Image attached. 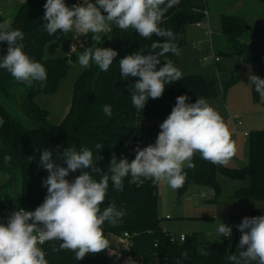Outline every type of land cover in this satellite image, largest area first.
<instances>
[{
    "label": "trees",
    "instance_id": "trees-1",
    "mask_svg": "<svg viewBox=\"0 0 264 264\" xmlns=\"http://www.w3.org/2000/svg\"><path fill=\"white\" fill-rule=\"evenodd\" d=\"M256 1L264 9V0ZM45 3L46 0H24L12 21V27L24 33L21 43L25 54L45 66L46 82H43V86L40 82H34L29 87L16 81L7 70L0 69V119L4 121L0 126V174L8 179L9 189L17 186L16 195L5 191L4 187L0 190V211L7 214L19 209L35 211L44 202L47 187L43 182L49 175L40 165L44 149L52 151L54 159L58 152L70 146L78 151L82 147H88L95 156V145L102 144L104 148L99 154L103 159L96 166L110 176L111 173L107 170L112 156L115 155L118 161L121 158H127L129 162L135 159L137 147H147L149 142L158 137L161 131L160 116L172 111L178 96L186 95L187 103H195L199 98L207 101L217 98L221 93L224 96L227 89L237 82L234 75L222 88L215 81L206 80L201 75L182 76V80L166 84L160 98L150 97L144 109L137 110L131 102L130 87L139 77L122 79L119 61L142 49L146 55L151 51L153 41L163 42V39L155 35L151 39H145L131 28L121 30L113 24L111 39L103 37L95 47L111 48L118 55L107 72L101 71L95 64L82 69L73 88L67 116L58 126H52L48 122V112L36 103V98L40 95L53 96L68 73L70 64L78 59L76 56L70 59L52 58L66 39L62 32L58 31L50 36L44 29ZM65 3L69 7L77 4L76 0H65ZM207 16V0H179L177 5L168 10L161 27L173 31L176 36L173 42L182 50L186 44V28L203 22ZM245 26L246 23L240 17L221 16L220 35L228 45V50L223 55L236 57L243 64L255 66V75L264 79V39L248 41L246 35L250 31H246ZM211 44L214 47L212 41ZM6 54L7 43L0 42V56ZM177 57L168 53L161 58V62L171 61L176 66ZM253 99L264 103L255 91V85ZM106 104L112 106L111 118L106 117L102 111V106ZM248 139V166L229 171L205 161L197 153L193 157L195 168L184 170L186 181L178 192L184 194L190 186H208L219 194L216 175L221 172L228 178L247 184L235 191V198L264 202V129L249 135ZM5 155L12 158L7 165L4 164ZM33 157L34 159H30ZM56 163L67 167L62 159H56ZM81 172L82 170L70 172L66 179L72 182ZM94 179L99 180L100 175L94 174ZM123 183V190L117 191L109 180L107 195L101 205V211L109 203H115L118 208L126 211L118 226L112 227L108 222L103 225L104 235L109 241L108 249L116 248L117 240L127 233L133 244L132 255L136 259H143L144 264H155L157 260L162 264H177L178 260L180 264H232L227 257L238 251L242 235L239 230L231 242L206 244L202 254L198 252L199 242L195 236H188L182 244L172 243L171 236L160 226L158 189L151 181L137 185L132 182L130 175L124 178ZM262 215L263 212L256 210L236 217V221L239 225L244 217ZM107 250L88 254L78 261L74 252L62 250L60 241L52 240L44 248V253L48 264H112L107 257ZM184 252H187V258L182 256Z\"/></svg>",
    "mask_w": 264,
    "mask_h": 264
},
{
    "label": "clouds",
    "instance_id": "clouds-1",
    "mask_svg": "<svg viewBox=\"0 0 264 264\" xmlns=\"http://www.w3.org/2000/svg\"><path fill=\"white\" fill-rule=\"evenodd\" d=\"M178 3L179 0H95V3L84 0L83 4L69 7L65 0H46L43 27L50 36L58 31L91 33L95 42L113 24L121 30L131 28L145 39L154 35L162 38L163 42L151 43L148 54H143L142 49L119 61L122 79L139 77L130 87L131 102L137 110H143L150 97L157 99L163 95L166 84L182 80L181 70L171 61L161 62L168 53L177 56L181 53L173 42L176 39L173 31L161 27L168 10ZM23 39L24 33L12 27V20L0 23V42L7 43V54L0 56V69L7 70L16 81L29 87L34 82L43 86L47 80L46 68L25 54ZM117 55L111 48L87 47L78 56V63L81 69L95 64L107 72ZM248 85H255V91L264 101V79L249 73ZM176 101L170 115L160 124L155 144L137 147L131 162L127 158L118 161L113 155L107 170L110 176L96 166L103 159L99 154L104 148L102 144L95 145V156L88 147L78 151L70 146L58 152L56 159H62L67 167L56 163L52 151L44 149L40 165L49 173L43 182L47 195L35 211L15 210L7 224L0 223V264H48L40 246L52 240L60 241L62 250L74 252L78 261L88 254L107 250L109 241L103 225L108 222L116 227L126 215L115 203H109L101 211L109 180L117 191L123 190V180L129 174L137 184L142 182L141 178L151 179L153 183H166L177 190L186 181L184 169L195 168L193 157L197 153L214 165H227L237 154V145L221 114L204 98L187 103L188 97L181 95ZM102 111L108 118L113 115L111 105H103ZM3 123L0 119V126ZM3 159L7 165L12 158L5 155ZM77 170L82 172L74 181L66 179L70 172ZM94 174L100 175V179H94ZM237 228L242 233L238 251L227 259L232 264H264V215L244 217ZM217 232L222 237H231L232 228L220 223ZM187 255L182 253L184 258Z\"/></svg>",
    "mask_w": 264,
    "mask_h": 264
},
{
    "label": "rangeland",
    "instance_id": "rangeland-1",
    "mask_svg": "<svg viewBox=\"0 0 264 264\" xmlns=\"http://www.w3.org/2000/svg\"><path fill=\"white\" fill-rule=\"evenodd\" d=\"M22 1L0 0V23L4 20L13 21ZM76 2L83 4L84 0ZM91 2L95 3L94 0ZM207 10L208 16L201 22V28H197L196 24L186 28V44L177 57L176 67L183 76L201 75L206 80L215 81L222 88L236 75L237 82L227 89L225 96L221 93L207 102L221 114L231 133H235L233 140L237 145V154L227 165L220 166L229 171L241 170L249 165L250 139H245L243 134L252 135L264 129V103L254 101L253 85H248L249 73L256 74V67L243 64L236 57L223 55L227 52L228 45L220 35L221 16L242 18L246 23L245 28H250L247 30L250 32L246 39L253 42L264 39V9L256 0H207ZM99 35L101 38L111 39L112 25L110 30ZM65 39L66 42L59 46L52 58L70 59L76 56L78 59L85 48L95 47L97 43L91 33H68L65 34ZM73 45L76 46L74 52ZM81 72L78 61L71 63L56 93L53 96L40 95L36 98V103L48 112L50 125L58 126L67 116L73 88ZM170 113L160 116V123ZM237 121L242 123V127H234ZM216 181L220 188L219 194L208 186H190L184 194H180L178 189L173 190L166 183H158V218L161 228L176 241L181 235L195 236L199 242L200 254L208 243L233 240L238 231L236 217L256 210L264 213V202L234 197L236 190L247 185L244 181L228 178L221 172L217 173ZM3 187L6 188L5 191L17 194V186L9 189L8 179L0 174V190ZM220 223L232 228L231 237L225 238L218 234L217 226Z\"/></svg>",
    "mask_w": 264,
    "mask_h": 264
},
{
    "label": "built area",
    "instance_id": "built-area-1",
    "mask_svg": "<svg viewBox=\"0 0 264 264\" xmlns=\"http://www.w3.org/2000/svg\"><path fill=\"white\" fill-rule=\"evenodd\" d=\"M197 27H201V23L196 25ZM213 33L210 31V36H212ZM215 61L217 62L218 59H215ZM242 126V123L237 121L234 124L235 128H240ZM232 134V139L235 136V133H231ZM244 137L249 138V134L248 133H244L243 134ZM157 138H155L154 140H152L151 142L148 143V145H154L156 142ZM130 175V174H129ZM131 176V175H130ZM142 182L144 181H151L153 186H155L158 189V183H153V181L151 179H144L141 178ZM133 182V181H132ZM139 183L137 184L136 182H133L137 185H141L142 184ZM11 214H7L5 212H1L0 211V223H4L7 224L9 217ZM189 235H181L179 237V239L176 241L171 237V242L172 243H184L186 241V239L188 238ZM226 238V237H225ZM229 238V237H227ZM51 241H47L45 242L43 245H41L40 247L42 248V250L44 251V248L46 246H48V244H50ZM132 248H133V244L131 242V236L127 233H124L120 239L117 240V247L116 248H109L107 250V257L109 258V260L111 261L112 264H144L143 259H136L133 255H132ZM155 264H162L159 260L156 261Z\"/></svg>",
    "mask_w": 264,
    "mask_h": 264
},
{
    "label": "crops",
    "instance_id": "crops-1",
    "mask_svg": "<svg viewBox=\"0 0 264 264\" xmlns=\"http://www.w3.org/2000/svg\"><path fill=\"white\" fill-rule=\"evenodd\" d=\"M24 1V0H23ZM22 1V2H23ZM202 25V24H201ZM202 27V26H201ZM201 27H197V28H201ZM225 96V95H224ZM161 124V123H160ZM242 127V126H241ZM244 137V136H243ZM245 139H248V138H246V137H244ZM240 189V188H239ZM237 191V190H236ZM202 197H204V196H202Z\"/></svg>",
    "mask_w": 264,
    "mask_h": 264
},
{
    "label": "water",
    "instance_id": "water-1",
    "mask_svg": "<svg viewBox=\"0 0 264 264\" xmlns=\"http://www.w3.org/2000/svg\"><path fill=\"white\" fill-rule=\"evenodd\" d=\"M245 30H246V31H247V30H250V28H247V27H246Z\"/></svg>",
    "mask_w": 264,
    "mask_h": 264
}]
</instances>
